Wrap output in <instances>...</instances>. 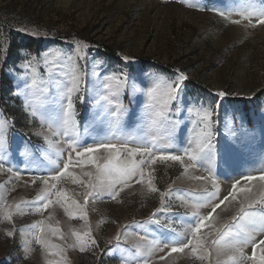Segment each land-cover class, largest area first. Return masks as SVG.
Instances as JSON below:
<instances>
[{
  "label": "rangeland",
  "instance_id": "rangeland-1",
  "mask_svg": "<svg viewBox=\"0 0 264 264\" xmlns=\"http://www.w3.org/2000/svg\"><path fill=\"white\" fill-rule=\"evenodd\" d=\"M253 4L264 8V0H0V120L5 121L0 135L6 141L0 168V264H141L143 259L148 264H205L187 251L169 256V248L156 250L150 242L161 238V225L186 228L189 205L204 188L213 190L194 177L206 176L211 169L222 199L236 179L244 184V175L264 172V96L257 101L264 89V25L241 15ZM103 44L114 54L102 51ZM73 72L83 78V103L73 95L81 146L132 136L163 144L171 136L168 150L179 154L183 148H195L205 126L204 112L211 110L214 158L187 172L178 162L153 165L155 186L171 189L163 202L159 192L133 182L115 200L107 194L89 198L87 221L70 217L58 204L36 212L38 205L32 202L44 188L37 177L62 167L69 149L67 138L54 135L41 120L40 112L48 106L42 109L39 94L33 95L26 85L35 77L50 86L45 96H51L52 80L66 83ZM181 73L187 79L170 104L176 116H169L179 125L173 129L167 121L153 123L149 114L163 107ZM221 92L224 95H218ZM254 101L251 109L244 108ZM117 102L126 111L113 127L102 117ZM33 109L38 110L35 116ZM74 171L82 175L95 168ZM252 183L258 192L259 182ZM59 187L84 203L85 189L71 179ZM4 202L11 206V222L3 219ZM17 204L22 212L16 211ZM238 207L232 202L217 209L218 226L229 223ZM208 211L200 209L202 215ZM154 219L160 225L152 223ZM49 225L60 233L49 232ZM39 227L58 248L45 250L37 243ZM89 230L96 245L80 251L72 233ZM7 231L14 235L8 237ZM60 248L64 259L51 254ZM218 262L226 264L227 255L213 250L211 264Z\"/></svg>",
  "mask_w": 264,
  "mask_h": 264
},
{
  "label": "snow or ice",
  "instance_id": "snow-or-ice-1",
  "mask_svg": "<svg viewBox=\"0 0 264 264\" xmlns=\"http://www.w3.org/2000/svg\"><path fill=\"white\" fill-rule=\"evenodd\" d=\"M223 15V13H220ZM243 19L251 23L253 17H256L258 25H264V8L257 9L254 4L250 6L247 14L241 13ZM239 23L240 21H233ZM255 27L256 25H252ZM59 68L57 71V75ZM187 77L179 74L173 85L167 93V98L163 107L149 114V119L153 123L167 121L173 129L179 125L178 119H169V116H176L170 108L171 102L177 99V94L181 90L182 81ZM83 78L78 72L71 74L70 81L61 84L56 79L52 80L51 87L53 89L51 96H45L49 89L48 84L38 83L33 77L26 87L32 91L33 95H38L40 107L45 108L40 112L41 120L47 125L50 132L54 135L66 137L68 152L67 158L64 160L62 167L57 166L54 173L47 175H39L37 178L44 185L42 191L37 195L36 200L32 202L36 212H43L52 205H60L61 208L70 216H79L80 219L87 221L86 205L89 198L98 199L107 194L111 199L115 200L119 197L120 192L125 188L131 187L133 182L146 185L149 192H159L161 202L171 192L160 191L154 184V176L152 166L157 162H178L184 167L185 172L189 168L196 167L202 160L214 158V145L212 143L214 134L211 131V110L204 112V128L196 140L195 148L189 150L183 148L179 154L175 151H169L168 141L171 136L165 139L163 144L157 143L155 139L147 140L145 137L132 136L129 138L118 139L115 132L112 133V139L118 142H109L100 140L94 146H81L80 131L78 123L75 119V104L73 95L83 103L84 96L81 94ZM218 95H224L219 93ZM115 98V97H114ZM107 101V97H105ZM111 103V101H107ZM99 103V101H97ZM31 108L32 105L30 104ZM37 109H33V116L36 115ZM126 110L118 102L108 111L102 119L107 120L113 127H118L120 120ZM5 125V121L0 120V129ZM87 132V128L85 129ZM135 144L136 146H130ZM6 141L0 135V168H3L5 157ZM106 152L107 156L99 155ZM63 155V154H61ZM139 157V159H138ZM95 168V172L82 171V175L76 174L75 168L79 167L83 170L86 166ZM12 172L13 169H7ZM208 175L196 176L194 179L211 184L213 190L204 188L203 192L197 197L196 201L189 206L192 211L190 213L191 220L186 228L176 231L170 224L161 225L164 231L161 238H153L150 242L151 248L163 251L169 248L167 255L173 253H185L205 264H211L213 250L219 256L221 253L227 255L226 264H264V172L260 175H244L242 180L246 183L242 184L241 179H236L232 185L230 192L222 199L219 197V185L217 178L212 174V170L208 169ZM82 177H86L84 179ZM65 178L71 179L72 183L78 184L85 189L82 193L84 203L73 199L67 191L59 187L60 182ZM253 181L259 182V191L255 192L256 185ZM35 182V181H33ZM4 198L0 196V201ZM235 202L239 205L236 214L231 217L229 223L218 226L219 217L216 215L217 209L222 205ZM29 203L24 202V207H28ZM11 206L3 203V219L11 222L12 212L9 210ZM17 212H22V206H15ZM201 208H208L206 214H201ZM257 208L260 209L257 212ZM156 213H153V217ZM44 222L42 221L41 224ZM152 223L160 225L158 219H154ZM207 229V232L203 231ZM48 231L52 234L60 233L58 227L48 226ZM168 233H171L169 235ZM6 235L12 237L14 233L7 231ZM76 243L80 251H84L89 245H96L95 239L92 237L91 231L83 234L73 231ZM63 239V235L60 237ZM145 239V237H140ZM37 243L45 250L49 248H58L57 245L51 244L45 237V228L39 227L37 235ZM116 240H120L117 235ZM137 247H140L137 245ZM250 249V254L247 251ZM52 255H61L63 257V249L59 252H53ZM165 259V257H161ZM49 264H60L59 261H49ZM141 264H148L147 259H143ZM219 264V262H218Z\"/></svg>",
  "mask_w": 264,
  "mask_h": 264
},
{
  "label": "trees",
  "instance_id": "trees-1",
  "mask_svg": "<svg viewBox=\"0 0 264 264\" xmlns=\"http://www.w3.org/2000/svg\"><path fill=\"white\" fill-rule=\"evenodd\" d=\"M88 39H89V38H88ZM89 40H90V39H89ZM90 41H91V40H90ZM102 51H104L105 53H113V54H114L113 50H111V48H110L107 44H103ZM258 96H259V98H258L257 101H260L261 98L264 96V89L262 90V92H260V93L258 94ZM256 103H257V102L254 101V102L251 104V106H250L249 104H247V103H244V108L247 109V110H249V109H251L253 106H255Z\"/></svg>",
  "mask_w": 264,
  "mask_h": 264
}]
</instances>
